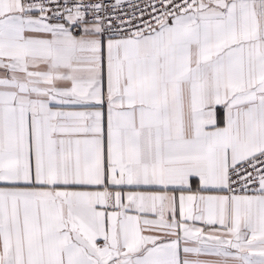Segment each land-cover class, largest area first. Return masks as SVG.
Returning <instances> with one entry per match:
<instances>
[{
	"label": "snow or ice",
	"instance_id": "snow-or-ice-1",
	"mask_svg": "<svg viewBox=\"0 0 264 264\" xmlns=\"http://www.w3.org/2000/svg\"><path fill=\"white\" fill-rule=\"evenodd\" d=\"M0 264H264V0H0Z\"/></svg>",
	"mask_w": 264,
	"mask_h": 264
}]
</instances>
